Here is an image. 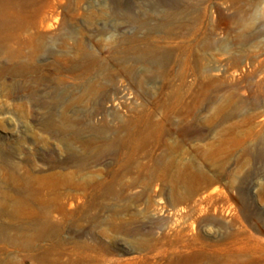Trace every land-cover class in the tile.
<instances>
[{
	"label": "rangeland",
	"instance_id": "rangeland-1",
	"mask_svg": "<svg viewBox=\"0 0 264 264\" xmlns=\"http://www.w3.org/2000/svg\"><path fill=\"white\" fill-rule=\"evenodd\" d=\"M40 4L0 50V260L264 264V0Z\"/></svg>",
	"mask_w": 264,
	"mask_h": 264
},
{
	"label": "bare ground",
	"instance_id": "bare-ground-1",
	"mask_svg": "<svg viewBox=\"0 0 264 264\" xmlns=\"http://www.w3.org/2000/svg\"><path fill=\"white\" fill-rule=\"evenodd\" d=\"M41 6L40 0H0V32H2V35L0 36V50L2 51V54H4V57L11 62L9 69L13 73L21 71L22 66L19 64L18 60L23 56L22 47L30 45L33 54L42 47V35L39 33H36L31 40L19 37V31L27 29L30 26L33 27L36 24V19L34 20V17L42 10ZM28 16L31 18L27 19ZM204 43L209 44L210 39H207ZM138 44L139 43H131L130 47H127L128 50L130 49V51H127V56L142 60L144 58H155L158 55L156 45L151 46L149 44L144 47L139 46ZM36 218V216L32 217L31 222H29L30 229L35 235L43 236L44 232L39 230V226L44 224V222L37 220ZM2 233L3 229L0 224L1 241ZM3 261L4 259L2 258L0 264H4Z\"/></svg>",
	"mask_w": 264,
	"mask_h": 264
}]
</instances>
